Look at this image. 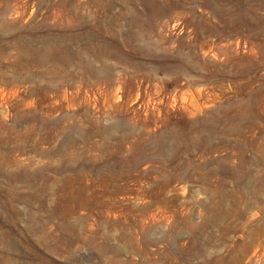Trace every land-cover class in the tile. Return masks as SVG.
I'll use <instances>...</instances> for the list:
<instances>
[{
	"label": "rangeland",
	"instance_id": "obj_1",
	"mask_svg": "<svg viewBox=\"0 0 264 264\" xmlns=\"http://www.w3.org/2000/svg\"><path fill=\"white\" fill-rule=\"evenodd\" d=\"M0 264H264V0H0Z\"/></svg>",
	"mask_w": 264,
	"mask_h": 264
},
{
	"label": "bare ground",
	"instance_id": "obj_2",
	"mask_svg": "<svg viewBox=\"0 0 264 264\" xmlns=\"http://www.w3.org/2000/svg\"><path fill=\"white\" fill-rule=\"evenodd\" d=\"M231 85V84H230Z\"/></svg>",
	"mask_w": 264,
	"mask_h": 264
}]
</instances>
